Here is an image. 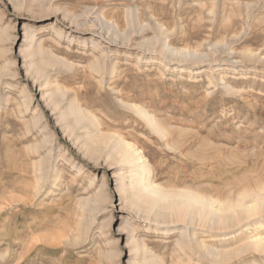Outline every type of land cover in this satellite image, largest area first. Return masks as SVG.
<instances>
[{
  "label": "rangeland",
  "instance_id": "1",
  "mask_svg": "<svg viewBox=\"0 0 264 264\" xmlns=\"http://www.w3.org/2000/svg\"><path fill=\"white\" fill-rule=\"evenodd\" d=\"M0 264H264V0H0Z\"/></svg>",
  "mask_w": 264,
  "mask_h": 264
},
{
  "label": "bare ground",
  "instance_id": "2",
  "mask_svg": "<svg viewBox=\"0 0 264 264\" xmlns=\"http://www.w3.org/2000/svg\"><path fill=\"white\" fill-rule=\"evenodd\" d=\"M159 132V131H158ZM130 144V143H129ZM122 145V144H121ZM120 146V145H119ZM129 147V145H127V144H124V146H123V148H121V151H122V153H123V156H124V158H125V160L126 161H128V162H130L133 166H134V168L139 172V173H145V169H144V167H141V165L139 164V159H141L140 158V156L138 155V153H137V155L135 154L136 153V151L134 150V149H129L128 148ZM132 148V147H131ZM135 151V152H134ZM135 154V155H134ZM144 166V165H143ZM154 186V185H153ZM146 189L147 190H151L152 189V187H146ZM152 191V190H151ZM152 194H153V196H154V198L156 199H160V198H163L164 196L160 193V192H155V191H152ZM199 200V199H198ZM197 199H195V198H193V197H183L182 198V201L185 203V202H188V203H194V205L195 204H201V202H199ZM203 202V201H202ZM191 205V204H190ZM210 205V204H209ZM257 207H258V204H257V202L255 201L250 207H246V213L248 212V213H250V212H253V211H256L257 210ZM245 209V208H244ZM259 210V209H258ZM215 211H216V213H217V210L215 209ZM214 211V212H215ZM214 212H210L209 214H212V216L215 214ZM256 239V238H255ZM254 239V240H255ZM260 239V238H259ZM257 241H259V240H256V243H257ZM255 243V244H256ZM257 246V245H256ZM209 250V249H208Z\"/></svg>",
  "mask_w": 264,
  "mask_h": 264
}]
</instances>
